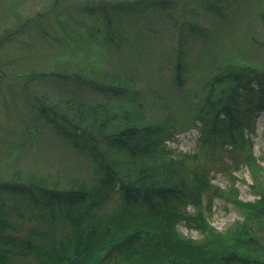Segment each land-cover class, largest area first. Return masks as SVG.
Returning a JSON list of instances; mask_svg holds the SVG:
<instances>
[{
  "label": "trees",
  "instance_id": "trees-1",
  "mask_svg": "<svg viewBox=\"0 0 264 264\" xmlns=\"http://www.w3.org/2000/svg\"><path fill=\"white\" fill-rule=\"evenodd\" d=\"M149 1L147 5L163 6L162 0ZM199 1L200 9L219 19L238 0ZM257 1L255 13L263 31L257 44L264 50V0ZM96 5L88 6L89 14ZM133 6L129 2L109 9L102 6L93 17L92 33L104 36L93 34L92 39L115 44L110 27L122 10ZM186 23L190 32H177L176 43L164 55L171 82L177 85L191 65L195 72L200 67V55L195 62L188 58L205 27L196 18ZM208 59L209 70L186 86L192 114L185 122L199 128L201 144L215 149L226 144L230 155L241 153L239 160L249 171L257 198L240 200L232 187L224 193L212 185L205 165L190 163L195 154H176L166 142L181 127L148 118L131 77L126 81L109 74L106 82L101 75L93 76L99 73L94 69L90 76L89 69L75 68L30 73L25 80L52 85V93H27L31 96L27 109L35 111V124L41 120L54 126L68 145L88 159L90 174L65 181H45L36 175L24 181H0V264H14L15 255L32 257L34 264H264V236L255 232L264 226V166L244 132L254 128V116L264 106V61L260 65L237 56L219 59L215 52ZM30 135L27 130L22 142ZM230 177L233 183L236 177ZM207 191L236 205L242 221L224 233L215 230L203 209ZM8 194L27 201L29 214L37 210L45 229L33 226L23 236L8 232L15 230L3 207ZM181 223L197 228L202 238L184 235Z\"/></svg>",
  "mask_w": 264,
  "mask_h": 264
},
{
  "label": "rangeland",
  "instance_id": "rangeland-1",
  "mask_svg": "<svg viewBox=\"0 0 264 264\" xmlns=\"http://www.w3.org/2000/svg\"><path fill=\"white\" fill-rule=\"evenodd\" d=\"M162 1V8H158V4L147 5L149 0H0V181H24L32 175L41 176L45 181L89 176L88 159L68 145L51 124L41 120L35 124V111L27 109L26 101L31 100L27 93L38 95L45 90L52 93V85L49 87L42 80H25V76L70 68L89 69L88 74L92 76L94 69L99 73L93 76L101 75L106 82L109 74L126 81L131 77L138 90L137 97L143 100L141 110L147 117L166 119L168 124L181 127L174 131L167 145L176 154H195L196 158L190 163L205 165L212 185L224 193L230 187L236 189L237 198L243 201L258 197L251 188L245 163L239 160L240 151L232 156L226 151L229 145L215 149L201 144L199 128L185 122L192 114L185 95L186 86L209 70L210 53H217L219 59L237 56L262 65L264 50L257 42L262 40L263 31L255 13L258 1L238 0L227 14L217 17L219 19L200 9L199 0ZM126 2L134 6L127 12L122 10L110 27L115 44L93 40L95 13L100 14L102 6L109 9L112 4ZM95 4L100 9L97 7L89 14L88 6ZM195 18L199 26L205 28L203 35L195 39L188 60L195 62L200 55L199 71L195 72L191 65L189 73L181 74V83L177 85L171 82V68L164 55L176 43L177 32H190L191 27L186 21L193 22ZM250 34L253 35L251 40ZM95 36L103 37L104 33ZM195 105L196 102L192 107ZM254 119V128L244 132L250 137L253 154L264 166V106L256 112ZM27 130L31 135L22 142L21 136ZM231 175L236 177L233 183ZM6 197L8 203L3 207L9 211L10 223L15 226L14 231L8 232L23 236L33 226L45 229L46 224L36 216L37 210L35 215L29 214L27 201H22L17 194ZM202 201L215 230L224 233L232 229L235 222L242 221V213L230 200L207 191ZM18 215L23 216L22 220ZM179 230L193 239L202 238L197 228L184 223L179 225ZM255 232L263 237L264 226ZM13 261L14 264L35 263L32 257L17 255Z\"/></svg>",
  "mask_w": 264,
  "mask_h": 264
}]
</instances>
